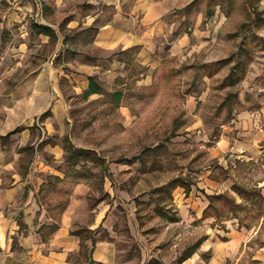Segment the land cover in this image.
<instances>
[{
	"label": "crops",
	"instance_id": "0c3cea01",
	"mask_svg": "<svg viewBox=\"0 0 264 264\" xmlns=\"http://www.w3.org/2000/svg\"><path fill=\"white\" fill-rule=\"evenodd\" d=\"M6 1L8 12L0 22V41L9 39L13 25L27 37L10 52L0 53V264H121L113 206L98 196V190L89 206V196L100 168L106 173L103 191L112 198L108 176L117 166L130 168L129 158L124 154L109 162L97 147L73 145L62 129L66 103L52 91L58 87L59 69L65 63L53 65L48 57L52 52L44 54L38 64L32 61L37 50L60 44L64 51L67 41L77 38L67 33L81 29L92 33L86 44L90 55L97 57L90 65H78L71 74L81 90L88 87L89 76L101 88L113 84L116 77L123 84L133 80L131 84L144 88L154 83L157 74L183 75L190 69L198 77L195 84L202 82V87H185L182 81L177 91L183 97L187 135L204 134L211 143L205 145L209 163H195L183 171L187 178L176 175L156 188L171 193L173 214H165L159 206L162 200L154 210L177 227L173 247L178 254L163 264H264V99L250 101L245 94L228 91L214 112L223 113V119L207 136L206 120L198 106L211 95V80L225 58L222 52L217 56L207 53L201 60L194 55L209 42L208 27L199 28L201 20L197 19L190 33L168 40L172 28L165 26L160 0H135L129 6V17L115 13L113 22L100 25H96V15L80 18L73 4L92 6L96 0H41L40 6L34 0ZM4 6L0 4V9ZM213 13L203 15L204 19ZM34 25L47 31H38ZM117 51L127 57L112 58L102 69L104 59ZM56 55L57 51L52 58ZM168 64L171 69L166 70ZM234 72L232 68L225 78L234 77ZM121 99V92L119 102L110 98L117 105ZM119 108L125 122H131L134 116L129 108ZM159 146L148 147L147 152L143 149L138 155L140 163H145L144 154ZM68 147L90 150L99 161L70 163Z\"/></svg>",
	"mask_w": 264,
	"mask_h": 264
},
{
	"label": "rangeland",
	"instance_id": "374dc122",
	"mask_svg": "<svg viewBox=\"0 0 264 264\" xmlns=\"http://www.w3.org/2000/svg\"><path fill=\"white\" fill-rule=\"evenodd\" d=\"M96 1L92 6L81 2L73 4L77 7L80 18L96 15V25H100L113 22L115 13L120 17H129V6L135 0ZM110 1L120 3V6L105 3ZM160 1L164 9L165 26L172 28L166 36L168 40L181 33H190L192 26L200 19L199 28L208 27L209 36L206 39L209 42L194 51V55L199 60L210 52L213 56L221 52L225 55L219 62V73L211 80V95L205 104L198 106V111L206 120L207 136H210L211 130L223 119V113L214 115L215 107L228 91H238L242 97L245 94L250 101L264 99V0H212L209 7L214 13L206 19L203 15H206L208 0H198L188 9L183 5L190 0ZM0 4H6L0 9L1 22L8 10L6 0H0ZM10 34L8 40L0 41V53L5 50L10 52L17 47L18 41L27 37L22 36L23 33H20L16 25L10 27ZM67 34L68 37L77 38L68 40V46L63 47L64 51L58 44L56 48L37 50L35 59L32 60L38 64L44 54L52 52L48 57L53 65L65 63L64 68L59 69L58 87L55 90L52 88L53 93L57 91L66 103L63 134H69L73 145L97 147L100 156H106L105 160L109 162L126 154L129 158L127 164L131 166L128 169H119L117 166L108 176L112 198L103 191L102 176L106 173L99 168L93 193L90 191L89 206L93 205L96 190L99 192L98 196L105 199V203L113 206L118 218L116 227L119 233L116 242L121 264H163V260L171 262L178 254L177 247H173L176 235L173 231L177 227H172L166 218L160 217L154 207L159 204L158 200H162L159 206L170 216L173 214V207L170 205L172 195L156 188L176 175L187 178L182 174L183 171L195 163H209L206 160L208 157L205 145L211 143L205 139L204 134H192L191 137L187 135L184 130L187 121L182 115L183 97L177 91V86L182 81L185 87L190 84L202 87V82L195 84L194 80L198 77L192 69L186 70L183 75L171 72L168 75L157 74L154 83L144 88L131 84L133 80L123 84L120 77H116L113 84L103 85L104 95L93 94L85 98L82 96L84 90L80 89L78 82L73 81L71 74L78 65H90L97 59L90 55L92 51L86 44L92 33L81 29ZM31 45L29 40L28 47L32 50ZM208 48L209 51L205 52ZM77 49L80 52H76ZM56 51L57 55L52 58ZM123 57H127L126 53L117 51L110 54L104 59L102 69L107 68L112 58ZM165 68L171 69V64ZM232 68H235L234 77L226 79L225 75ZM134 72L132 71V75ZM231 80H235L233 85L230 84ZM113 91L121 92L119 105L129 108L134 116L131 122L127 123L128 119L125 122L122 109L110 100L108 93ZM55 129L59 130L57 124ZM156 144L160 145L159 148L155 152L144 154L145 163L141 164L139 153L143 149L147 152L148 147ZM88 165L94 166L90 162ZM198 234L196 232L195 237ZM183 242L187 243V239Z\"/></svg>",
	"mask_w": 264,
	"mask_h": 264
},
{
	"label": "trees",
	"instance_id": "16d2710c",
	"mask_svg": "<svg viewBox=\"0 0 264 264\" xmlns=\"http://www.w3.org/2000/svg\"><path fill=\"white\" fill-rule=\"evenodd\" d=\"M198 0H191L188 4H186L184 6L185 9H188L189 7L195 5V3H197ZM212 0H208V8L207 10H205V14L206 16L211 15L212 10H210L209 4ZM34 28H37L38 31H43L46 32L47 29L43 26H37L34 25ZM232 74V72H229V77H231L230 75ZM232 81V80H231ZM103 93V89L101 88V86L99 85L98 81L96 80V78L94 76H89L88 77V87L83 91L82 96L83 97H88L92 94H102ZM110 98L112 100H114L115 102H119L120 99V92H113L112 94H110ZM67 156H66V160L70 163H78V161L80 159L86 160V159H91L92 161H97L98 158L95 156H91V154L93 152H91L90 150H83V149H73L71 147L67 148ZM99 161V160H98ZM186 189V188H185Z\"/></svg>",
	"mask_w": 264,
	"mask_h": 264
},
{
	"label": "built area",
	"instance_id": "2783aa9c",
	"mask_svg": "<svg viewBox=\"0 0 264 264\" xmlns=\"http://www.w3.org/2000/svg\"><path fill=\"white\" fill-rule=\"evenodd\" d=\"M14 1H19V0H14ZM34 1L40 6V4H41V0H34ZM231 164H232L233 166H235V164H234V160L231 161Z\"/></svg>",
	"mask_w": 264,
	"mask_h": 264
}]
</instances>
